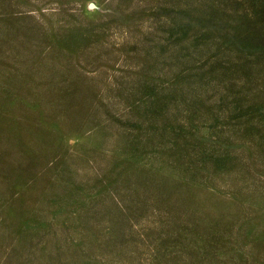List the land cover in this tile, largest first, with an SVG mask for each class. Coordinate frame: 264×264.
<instances>
[{
    "label": "rangeland",
    "instance_id": "1",
    "mask_svg": "<svg viewBox=\"0 0 264 264\" xmlns=\"http://www.w3.org/2000/svg\"><path fill=\"white\" fill-rule=\"evenodd\" d=\"M0 264H264V0H0Z\"/></svg>",
    "mask_w": 264,
    "mask_h": 264
},
{
    "label": "trees",
    "instance_id": "2",
    "mask_svg": "<svg viewBox=\"0 0 264 264\" xmlns=\"http://www.w3.org/2000/svg\"><path fill=\"white\" fill-rule=\"evenodd\" d=\"M174 213H175V212H174ZM178 234H179V236L176 235L175 237L179 238V241L181 240V238H183V239H185L186 241H188V239H189V235L187 234V232H186V233H185V232H179ZM195 250H198V255H200V251H201V249L197 248V249H195Z\"/></svg>",
    "mask_w": 264,
    "mask_h": 264
}]
</instances>
